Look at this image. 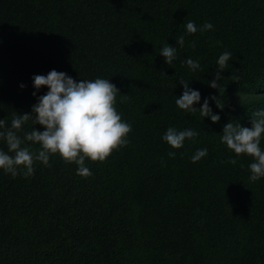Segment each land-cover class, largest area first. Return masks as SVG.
<instances>
[{
  "label": "trees",
  "instance_id": "16d2710c",
  "mask_svg": "<svg viewBox=\"0 0 264 264\" xmlns=\"http://www.w3.org/2000/svg\"><path fill=\"white\" fill-rule=\"evenodd\" d=\"M188 21L213 29L180 47ZM166 43L177 48L170 66ZM225 51L232 59L213 89ZM51 70L109 79L129 143L103 163L86 160L87 178L58 156L28 177L0 170V264H264V177L249 182L251 158L220 142L225 124L250 127L264 110V0H0V119L29 113L48 91L33 96L32 77ZM180 78L200 92L197 109L218 95V122L176 107ZM169 127L199 135L172 149ZM30 130L31 121L18 135ZM201 148L207 156L192 163Z\"/></svg>",
  "mask_w": 264,
  "mask_h": 264
},
{
  "label": "clouds",
  "instance_id": "9594fccd",
  "mask_svg": "<svg viewBox=\"0 0 264 264\" xmlns=\"http://www.w3.org/2000/svg\"><path fill=\"white\" fill-rule=\"evenodd\" d=\"M184 28V34L175 39L176 45L180 47L184 46L186 36L198 31L203 34L212 30L213 25L205 22L198 28L195 22L188 21ZM190 46L194 48L195 41H191ZM159 55L170 66L177 58V48L166 43ZM231 59V52L225 51L219 55L216 60L218 71L209 87L219 90L221 85L218 81L222 79L220 73L227 69ZM183 63L190 71L201 67L199 61L191 58ZM228 79L239 81L240 77L231 75ZM188 81L185 78L178 79L183 92L175 100L176 107L190 114L199 112L202 118L209 117L212 123L218 122L219 115L213 114L209 107V100H213L217 108H223L218 95L205 98L197 109L193 105L200 102L201 94L198 90L191 89ZM24 87L25 85H20L21 89ZM32 87L36 90L32 93L33 96L42 87H46L48 91L37 97V103L32 105L29 113H15L10 126L6 120L0 119V140L7 146V151L0 149V170L5 174H11L13 178L18 174L31 176L36 162L50 166V157L58 156L64 164H75L76 174L87 178L92 172L85 166L86 160L103 163L114 151L129 143L128 134L132 131V126L117 111L116 97L119 90L109 79L76 82L64 72L51 70L47 75H34ZM29 121L31 130L25 132L23 137L19 136L22 126ZM33 125H40L43 131L36 130ZM250 125L243 127L237 122H228L222 129L220 142L236 157L251 158L248 180L254 183L264 177V149L260 146L264 138V110L252 113ZM198 135L192 129L178 131L175 127H169L162 140L172 149H180L186 139L194 140ZM32 145L38 147L33 149ZM207 154V148L198 149L191 156V162L196 163ZM168 156L174 158L175 152H169ZM226 162L235 165L237 160L229 158Z\"/></svg>",
  "mask_w": 264,
  "mask_h": 264
}]
</instances>
